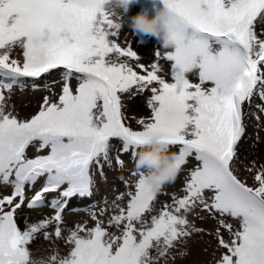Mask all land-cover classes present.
<instances>
[{
    "label": "snow or ice",
    "instance_id": "6c2138e0",
    "mask_svg": "<svg viewBox=\"0 0 264 264\" xmlns=\"http://www.w3.org/2000/svg\"><path fill=\"white\" fill-rule=\"evenodd\" d=\"M163 3L180 24L164 42L165 51L155 52L170 62L171 82L158 74V63L150 71L138 64L147 73L139 74L128 62L140 60L132 46L110 38L120 35L122 23L113 0H0V184L12 188L0 196V264H175L186 255L182 246L194 232L204 231L192 216L220 218L215 236L224 252L217 264H264V166L248 169L253 186L237 174L246 121L254 117L259 124L264 116V0ZM14 49L22 58H13ZM52 77L59 93L47 83ZM17 89L50 95L42 97L34 114L21 118L8 105ZM146 92L151 117L138 119L140 127L133 129L126 123L124 99ZM154 136L179 146L181 167L190 157L197 162L183 197L173 194L172 203L157 212L160 191L134 171V189L125 181L128 190L110 207L105 199L99 213L95 202L87 205L94 225L74 222L64 237L70 202L95 194L94 166L106 179L112 141L135 158ZM31 147L34 156L28 154ZM116 162L125 163L120 154ZM44 207L54 211L51 218L25 219L20 226L25 209ZM109 211L105 225L101 217ZM53 225L54 237L70 251L37 258L39 249L31 246L41 236L51 240Z\"/></svg>",
    "mask_w": 264,
    "mask_h": 264
},
{
    "label": "rangeland",
    "instance_id": "374dc122",
    "mask_svg": "<svg viewBox=\"0 0 264 264\" xmlns=\"http://www.w3.org/2000/svg\"><path fill=\"white\" fill-rule=\"evenodd\" d=\"M164 6L163 0H132L129 4V10L126 15H124L121 19V33L118 37H110L111 39L116 40L122 47H127L130 45V42L136 38L138 42V46L135 45L133 50L136 52L137 56L140 57L139 62L135 60H129L128 62L134 66V69L142 75H146V71L141 69L138 64H143L145 68L150 71L151 65L153 63H158L161 66V72L158 73L159 75L163 76L165 79L171 82V67L170 62L166 61L165 59L157 58L155 52L157 50L161 51L162 53L165 51L162 46L164 41L162 39H156L151 36H146L143 33H133L132 28L130 27V18L131 16L135 15L136 13L140 12L143 9H148L150 14H155V12ZM13 58H22L19 49L13 50ZM112 58L115 59V54H112ZM126 59V58H121ZM57 79V77L49 78L47 83L52 85V90L59 93L60 85L53 84V80ZM190 79L192 82H198V78L195 76H191ZM43 81L41 82V88L43 89ZM73 87L77 85L75 80L72 81ZM44 95H50L48 91L41 90V91H32L31 89L24 90L21 92L20 90H15L14 93L11 95L10 100H8L9 110H13L19 114L21 118L30 116L34 114L38 107L39 103L42 101V97ZM150 93H144L143 95H137L131 98H125V108L123 109L125 115L127 117L126 123L129 124L133 129H137L140 126L136 123V121L140 118L150 119L151 117V110L147 106V98ZM258 98L254 97L253 103H257ZM252 112H255L256 109L253 107L251 109ZM247 132L246 136L242 139V142L239 145V160L237 162L238 165V175L241 179L246 180L249 186H253V174L248 171L249 168H252L254 171L259 170L262 166H264V116H262L261 121L257 124V121L254 117L249 118L247 121ZM257 133L259 135V139H257ZM112 144L114 147L112 148L111 152L120 149L121 142L113 140ZM171 150L178 154L179 146H172ZM111 154V153H110ZM125 162L130 163L131 165L135 166V162H130L129 156H125L123 158ZM196 161L194 158L190 157L185 165L181 167V170L175 179L174 182H171L164 186V188L158 193L157 200L154 202V207L158 212L165 203L171 204L172 203V196L175 194L177 197H183L184 192L182 188L189 178V170L192 169L196 165ZM128 165H123L121 168L117 167L115 170H112L113 176H116V179L122 185L119 187H114L112 193H118V191L126 192L128 188L126 187L125 181L131 183L132 188L134 189L135 182L138 177H133L131 175L132 172L136 170H124ZM119 168V169H118ZM0 188L4 189L8 194L11 193L12 188L11 186H4L0 184ZM39 188L35 190H38ZM106 196L105 198L103 195L99 197L90 199L89 201L85 202L83 205L81 202H76L72 205V207H78V211L87 209V205L92 204L93 202L96 203V211L99 213V204L104 200H111L113 201L115 198L111 199ZM112 203V202H111ZM109 204V207L111 206ZM122 204L126 205V200L121 202ZM71 207L69 210H66L64 213L65 224L62 225V232L63 236L67 237L69 234L70 229L74 227V222L76 220L73 218L76 212H72ZM87 213V217L84 221L88 222V226H93L94 222L90 219L89 210L85 211ZM111 211L101 219L104 220L105 225H107L108 216L111 215ZM54 215V211L48 209V207H44L42 209L37 210H28L25 209L24 214L21 215L19 222L20 226L24 227V221L27 219L29 223L36 222L44 218H51ZM201 215L207 216L206 213H202ZM193 220L195 226L197 228H201L204 231L202 233H195L188 239L186 245L182 246V251L186 253V255L182 258L178 257L175 260V264H217L220 256L223 254L224 249L219 248L217 244V238L215 236V229L218 227V219H213L208 217L207 219H200L198 217L192 216L190 217ZM224 219L227 220L228 223H232L234 226L238 227V221L225 217ZM54 225L48 229V231L54 230ZM111 231L115 232L116 229H110ZM213 233V234H209ZM221 234L223 235L225 240L230 239V234L227 230L221 228ZM50 241H48V244ZM54 245V244H52ZM56 246L59 249V255L62 257L66 255L70 251V246L67 245L64 240L60 243L58 242ZM169 264H173L171 260H169Z\"/></svg>",
    "mask_w": 264,
    "mask_h": 264
},
{
    "label": "clouds",
    "instance_id": "9594fccd",
    "mask_svg": "<svg viewBox=\"0 0 264 264\" xmlns=\"http://www.w3.org/2000/svg\"><path fill=\"white\" fill-rule=\"evenodd\" d=\"M132 0H113L115 11L122 17L127 14ZM133 33H143L164 42L180 28L174 13L167 6L159 8L155 14L143 9L130 18ZM135 167L143 173L146 181L155 191H161L165 185L174 182L181 166L177 162V154L171 147L160 140L151 137L142 144L135 153Z\"/></svg>",
    "mask_w": 264,
    "mask_h": 264
},
{
    "label": "bare ground",
    "instance_id": "6f19581e",
    "mask_svg": "<svg viewBox=\"0 0 264 264\" xmlns=\"http://www.w3.org/2000/svg\"><path fill=\"white\" fill-rule=\"evenodd\" d=\"M130 45L132 46V48H134L135 45H139L136 38L134 37V40H132L130 42ZM133 66V65H132ZM134 67V66H133ZM29 156H34L36 154V148L35 147H31L29 149L28 152ZM117 154L121 155V158L123 159L126 155L129 156V160L130 162H135V158L131 157L130 153H121L119 152V149H117L114 152H111V158H112V166L111 168H109V166L107 165L106 162H104V173L106 176V179H102L100 174L98 172L95 171V166L93 168L94 174H95V182H96V190H95V194L93 197L91 198H85V199H79V198H74V200L72 202H70V207H72L73 204H75L76 202H81L83 205H85L84 203L89 201L90 199L99 197L100 195H103V197L105 198L106 196H109L108 198H115L119 193L123 192L122 191H118V193H112L113 192V188L114 187H119L122 186L119 181L116 179V176H113V172L112 170H115V168L119 167L121 168V166L117 165L116 162V156ZM124 165H128V167H126L124 170H136V167L131 165L128 162H125ZM118 168V169H119ZM42 183V181L38 182L35 187L36 189L40 187V184ZM12 192V191H11ZM29 196H31L33 194L32 191H28L27 193ZM3 195H7L6 191L2 188H0V196ZM49 199H51V197H49ZM109 202V204L112 202L111 200H107ZM69 207V208H70ZM99 207H105V205H103V202H101L99 204ZM49 210L53 211L50 207H48ZM87 209L84 210H80L77 211L75 216L73 217L76 222H80V221H84L85 218L87 217V213L85 212ZM21 217V216H20ZM20 217L18 218V220L20 219ZM50 233L53 234L52 239L51 240H44L43 237L41 236L31 247L36 249L38 248L39 251L35 253V255L37 256V258H41L44 260H48V258L54 254V252L56 250L59 251L58 247L56 246V244L58 242H62L63 239H56L54 237V230L49 231ZM48 241H50V243L48 244ZM54 244V245H52Z\"/></svg>",
    "mask_w": 264,
    "mask_h": 264
}]
</instances>
